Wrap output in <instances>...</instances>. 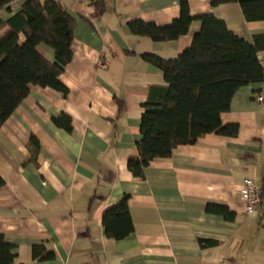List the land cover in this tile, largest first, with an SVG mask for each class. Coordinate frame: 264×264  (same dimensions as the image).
Instances as JSON below:
<instances>
[{
    "label": "crops",
    "instance_id": "crops-1",
    "mask_svg": "<svg viewBox=\"0 0 264 264\" xmlns=\"http://www.w3.org/2000/svg\"><path fill=\"white\" fill-rule=\"evenodd\" d=\"M25 1L1 10L0 20ZM39 1L60 3L76 20L74 58L60 78L68 95L31 86L0 121V235L16 247L14 264H264V83L240 89L222 115L224 126H238L236 137L209 134L179 146L153 160L145 179L128 170V160L138 157L144 104L153 87L166 86L163 72L141 56L174 60L201 30L195 20L178 40L154 42L134 35L129 23L168 26L182 1L192 17L212 14L248 42L264 35V22H247L238 4L213 8L212 0ZM38 51L54 61L50 48ZM259 56L264 62V52ZM63 114L70 132L53 122ZM246 179L262 195L252 215L240 198ZM125 197L134 232L115 241L103 216ZM208 205L227 208L235 219L209 214ZM41 244L54 259L32 258Z\"/></svg>",
    "mask_w": 264,
    "mask_h": 264
},
{
    "label": "trees",
    "instance_id": "trees-1",
    "mask_svg": "<svg viewBox=\"0 0 264 264\" xmlns=\"http://www.w3.org/2000/svg\"><path fill=\"white\" fill-rule=\"evenodd\" d=\"M18 0H0V11L10 10ZM238 4L247 22H264V0H212L213 8ZM96 5H100L99 2ZM201 22V30L192 45L174 60L144 54L142 59L163 72L166 86L153 87L144 104L138 157L128 160L135 178L145 179V169L155 159L168 158L179 146L195 145L206 135L236 137V125L224 126L221 117L230 110L236 93L251 84L264 83V35L248 42L235 35L226 23L212 14L194 18L186 1L180 4V16L170 25L159 27L144 21L129 23L130 31L154 42L176 41L190 32L192 23ZM76 20L60 3L26 0L21 10L7 21L0 20V121L5 122L24 102L31 86L50 88L64 95L68 89L60 78L73 61L71 49ZM54 52V61L46 59L38 47ZM56 127L70 132V117L53 119ZM31 144L39 149L32 137ZM5 185L0 177V189ZM128 197L109 208L103 216L106 236L122 241L134 232ZM207 212L233 221L235 213L218 205ZM213 244V243H210ZM34 260H52L53 252L44 244L32 248ZM16 247L0 235V264H14Z\"/></svg>",
    "mask_w": 264,
    "mask_h": 264
},
{
    "label": "built area",
    "instance_id": "built-area-1",
    "mask_svg": "<svg viewBox=\"0 0 264 264\" xmlns=\"http://www.w3.org/2000/svg\"><path fill=\"white\" fill-rule=\"evenodd\" d=\"M263 100V99H260ZM240 198L244 204L246 215H252L262 202L260 188L251 179H246L240 191Z\"/></svg>",
    "mask_w": 264,
    "mask_h": 264
}]
</instances>
